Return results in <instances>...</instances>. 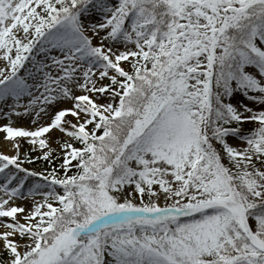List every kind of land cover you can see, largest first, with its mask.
<instances>
[{
  "label": "snow or ice",
  "instance_id": "snow-or-ice-1",
  "mask_svg": "<svg viewBox=\"0 0 264 264\" xmlns=\"http://www.w3.org/2000/svg\"><path fill=\"white\" fill-rule=\"evenodd\" d=\"M0 119V264H264V0H0Z\"/></svg>",
  "mask_w": 264,
  "mask_h": 264
},
{
  "label": "rangeland",
  "instance_id": "rangeland-1",
  "mask_svg": "<svg viewBox=\"0 0 264 264\" xmlns=\"http://www.w3.org/2000/svg\"><path fill=\"white\" fill-rule=\"evenodd\" d=\"M5 124H7V120L0 119V125H5ZM13 127H20V128H26L28 130H33L35 126L32 125L31 122L27 119H19V120H16L14 122ZM50 135L55 137V136H60L61 134L58 133L57 131L53 130V132ZM21 143H22L21 153H23L25 151H29L30 146L27 145V143L24 141H21ZM0 154H5V155H9V156L15 154V150H14V147L12 146V144L9 142H6L4 140V134L3 133H0ZM29 155L32 157H35L36 155H38V153L29 151ZM58 163L59 162H57V166H58ZM38 164H39V162H38ZM24 167H26V166L24 165ZM32 168H35L36 170H40L37 165H33L32 167H30V169H32Z\"/></svg>",
  "mask_w": 264,
  "mask_h": 264
},
{
  "label": "trees",
  "instance_id": "trees-1",
  "mask_svg": "<svg viewBox=\"0 0 264 264\" xmlns=\"http://www.w3.org/2000/svg\"><path fill=\"white\" fill-rule=\"evenodd\" d=\"M73 163H75V162H73ZM25 166L28 167V168H30V167H32L33 165L25 164Z\"/></svg>",
  "mask_w": 264,
  "mask_h": 264
}]
</instances>
